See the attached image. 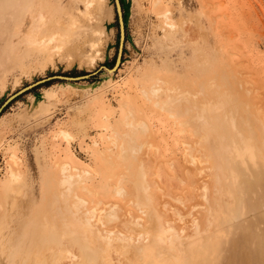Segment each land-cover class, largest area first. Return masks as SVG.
Returning <instances> with one entry per match:
<instances>
[{
    "label": "rangeland",
    "instance_id": "1",
    "mask_svg": "<svg viewBox=\"0 0 264 264\" xmlns=\"http://www.w3.org/2000/svg\"><path fill=\"white\" fill-rule=\"evenodd\" d=\"M120 3L109 73L114 0H0V106L95 72L0 111V264H228L245 233L264 249V0ZM34 97L51 117L20 120Z\"/></svg>",
    "mask_w": 264,
    "mask_h": 264
},
{
    "label": "crops",
    "instance_id": "2",
    "mask_svg": "<svg viewBox=\"0 0 264 264\" xmlns=\"http://www.w3.org/2000/svg\"><path fill=\"white\" fill-rule=\"evenodd\" d=\"M110 76L111 75H109L107 73L102 74L101 77H99L97 80L92 81L90 83L91 86L88 87L87 89L90 88L91 90L96 91V92L97 91H100L101 89H104L106 86H108L111 83V77ZM83 79H85V78H83ZM46 96H48V95H46ZM81 104H83V103H81ZM30 105H31V107L34 106L33 113H29V115H31V116L34 117L33 120H31L30 117H27V114H28L27 109H23L21 112L17 113V117L20 120L21 119H24V120H26V122H30L31 123V122H34L37 119H39V118H37L38 116L36 117V115H39V114H44L43 115V118H45V119H48L49 117H51V112H52L51 111V108L47 107L48 104H46L43 100L35 99V97H34V100H32V102H30ZM19 119H18V121H20ZM79 127L81 128L80 131L83 132L84 125L82 126L79 123ZM44 181L45 182H48L50 184L48 186H47V184H44V186H43V191L48 193V192L51 191V187H52V183L51 182H52V179L45 178ZM85 260H86L85 261L86 264H94V263L91 262L92 259H90V257L89 258L86 257ZM101 264H104V263H101Z\"/></svg>",
    "mask_w": 264,
    "mask_h": 264
},
{
    "label": "water",
    "instance_id": "3",
    "mask_svg": "<svg viewBox=\"0 0 264 264\" xmlns=\"http://www.w3.org/2000/svg\"><path fill=\"white\" fill-rule=\"evenodd\" d=\"M114 5H115L117 19H118V25H119V43H118V50H117L115 63L113 65V67L107 68V70H110L112 72L117 68L118 64L120 63L121 55H122V49H123V40H124V21H123V13H122L120 0H114ZM94 73L95 72H91V73L78 75V76L50 75V76L41 78L39 80H36L33 83H31V84H29V85L17 90L12 95H10L8 98H6V100L0 106V111H1L3 106H5L9 101H11L13 98L18 96L19 94H21L24 91L32 88L33 86H35L37 84H40L42 82H45V81H47L49 79L58 78V79H67V80H78V79L87 78V77L93 75Z\"/></svg>",
    "mask_w": 264,
    "mask_h": 264
},
{
    "label": "bare ground",
    "instance_id": "4",
    "mask_svg": "<svg viewBox=\"0 0 264 264\" xmlns=\"http://www.w3.org/2000/svg\"><path fill=\"white\" fill-rule=\"evenodd\" d=\"M108 72L111 73L112 71L108 70ZM186 173H187V171H186ZM185 176H186V174H185ZM180 178H182V177H180ZM191 178H193V177H191ZM177 183L179 184L178 181H177ZM235 245H236V243H235ZM238 245H241V247H238ZM262 246H264V245H262ZM227 263L228 264H264V249L261 248V245L260 244H256V245L250 244L249 245V237H248V234L245 233L244 236L240 237L239 244H237L236 246H234L233 250L231 251V258L229 259V261Z\"/></svg>",
    "mask_w": 264,
    "mask_h": 264
}]
</instances>
